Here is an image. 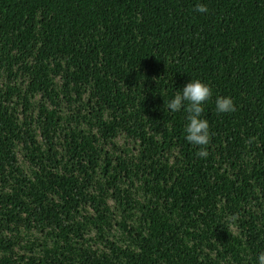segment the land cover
Segmentation results:
<instances>
[{
	"label": "trees",
	"instance_id": "1",
	"mask_svg": "<svg viewBox=\"0 0 264 264\" xmlns=\"http://www.w3.org/2000/svg\"><path fill=\"white\" fill-rule=\"evenodd\" d=\"M197 79L206 157L166 107ZM261 252L264 0H0V264Z\"/></svg>",
	"mask_w": 264,
	"mask_h": 264
},
{
	"label": "clouds",
	"instance_id": "2",
	"mask_svg": "<svg viewBox=\"0 0 264 264\" xmlns=\"http://www.w3.org/2000/svg\"><path fill=\"white\" fill-rule=\"evenodd\" d=\"M195 10L200 13H207L208 8L203 4H197ZM212 97V89L209 85L200 80H191L173 99L167 102V110L175 113L183 109L188 121L185 133L186 140L195 146H200L197 152L199 157H206L207 145L210 143L209 122L201 118L204 113L203 104ZM217 113H231L236 110L235 104L230 97H217ZM165 107V105H164ZM234 222L235 216L229 218ZM258 264H264V252L258 255Z\"/></svg>",
	"mask_w": 264,
	"mask_h": 264
}]
</instances>
